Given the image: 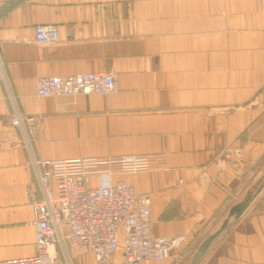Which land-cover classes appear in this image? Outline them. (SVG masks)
I'll return each instance as SVG.
<instances>
[{
  "label": "crops",
  "instance_id": "obj_1",
  "mask_svg": "<svg viewBox=\"0 0 264 264\" xmlns=\"http://www.w3.org/2000/svg\"><path fill=\"white\" fill-rule=\"evenodd\" d=\"M37 24L60 41L37 44ZM0 52V260L36 253L34 161L137 155L149 169L113 179L149 194L156 235L185 236L143 264H189L248 195L196 264H264V0H0ZM84 72L117 90L37 93Z\"/></svg>",
  "mask_w": 264,
  "mask_h": 264
},
{
  "label": "built area",
  "instance_id": "obj_2",
  "mask_svg": "<svg viewBox=\"0 0 264 264\" xmlns=\"http://www.w3.org/2000/svg\"><path fill=\"white\" fill-rule=\"evenodd\" d=\"M60 39L56 24L34 27L37 44H54ZM4 77L0 52V78ZM36 85L40 96L106 94L117 90V75L84 72L41 76ZM32 119L17 114L10 122L22 126ZM240 155V149H228L219 162L225 165L220 158L232 160ZM34 164L42 192L37 197L29 190L36 253L0 260V264H78L73 250L91 255L94 264H143L167 258L185 241L182 235H156L149 194L138 192L125 180L113 179L116 173L148 170L147 156L38 159Z\"/></svg>",
  "mask_w": 264,
  "mask_h": 264
},
{
  "label": "water",
  "instance_id": "obj_3",
  "mask_svg": "<svg viewBox=\"0 0 264 264\" xmlns=\"http://www.w3.org/2000/svg\"><path fill=\"white\" fill-rule=\"evenodd\" d=\"M248 201H249V195L244 202L236 205L231 210L229 216L224 220L223 224L217 231L209 235L205 240L201 242L189 264H196L203 257V255L208 251L212 241L228 226L231 216L235 213L239 215Z\"/></svg>",
  "mask_w": 264,
  "mask_h": 264
},
{
  "label": "rangeland",
  "instance_id": "obj_4",
  "mask_svg": "<svg viewBox=\"0 0 264 264\" xmlns=\"http://www.w3.org/2000/svg\"><path fill=\"white\" fill-rule=\"evenodd\" d=\"M71 253L74 256V259H76V262L78 264H85V260L84 259L83 260L79 259V256H84L85 254H83V253H81L79 251H76V250L71 251Z\"/></svg>",
  "mask_w": 264,
  "mask_h": 264
}]
</instances>
